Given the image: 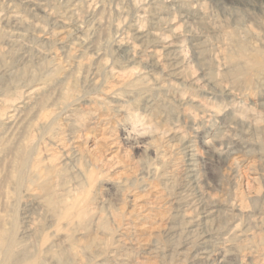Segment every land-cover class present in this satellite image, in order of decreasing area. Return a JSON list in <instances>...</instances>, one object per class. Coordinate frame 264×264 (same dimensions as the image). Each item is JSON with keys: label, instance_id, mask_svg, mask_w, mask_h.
Returning <instances> with one entry per match:
<instances>
[{"label": "rangeland", "instance_id": "374dc122", "mask_svg": "<svg viewBox=\"0 0 264 264\" xmlns=\"http://www.w3.org/2000/svg\"><path fill=\"white\" fill-rule=\"evenodd\" d=\"M0 264H264V0H0Z\"/></svg>", "mask_w": 264, "mask_h": 264}, {"label": "bare ground", "instance_id": "6f19581e", "mask_svg": "<svg viewBox=\"0 0 264 264\" xmlns=\"http://www.w3.org/2000/svg\"><path fill=\"white\" fill-rule=\"evenodd\" d=\"M157 60H158V58H157ZM84 217V216H83Z\"/></svg>", "mask_w": 264, "mask_h": 264}]
</instances>
